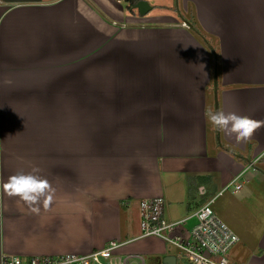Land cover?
<instances>
[{"label":"crops","instance_id":"obj_1","mask_svg":"<svg viewBox=\"0 0 264 264\" xmlns=\"http://www.w3.org/2000/svg\"><path fill=\"white\" fill-rule=\"evenodd\" d=\"M126 7L0 0V264L111 240L149 264H183L175 246L142 237V201L164 197L167 218L185 219L237 177L217 213L241 239L231 260L264 264V126L238 143L207 115L264 121V0ZM33 169L55 190L39 214L3 189Z\"/></svg>","mask_w":264,"mask_h":264},{"label":"built area","instance_id":"obj_2","mask_svg":"<svg viewBox=\"0 0 264 264\" xmlns=\"http://www.w3.org/2000/svg\"><path fill=\"white\" fill-rule=\"evenodd\" d=\"M253 166V165H252ZM250 166V168H252ZM1 167V166H0ZM237 177L211 197L208 202L185 219L171 220L166 216L164 197L145 199L141 203V229L143 238H158L175 246L177 259L183 264H233L231 254L241 239L239 235L214 211L212 205L226 192L241 189ZM1 184V175H0ZM1 190V189H0ZM195 219L192 229L187 221ZM124 243L111 240L104 248L85 254L39 255L29 258L6 255L2 264H149L150 258L121 252ZM151 260V259H150ZM149 261V262H148Z\"/></svg>","mask_w":264,"mask_h":264},{"label":"clouds","instance_id":"obj_3","mask_svg":"<svg viewBox=\"0 0 264 264\" xmlns=\"http://www.w3.org/2000/svg\"><path fill=\"white\" fill-rule=\"evenodd\" d=\"M210 123L220 132L234 137L238 143L246 142L264 126V121L253 119L235 111L216 110L209 112ZM39 169L31 172L18 171L8 177L3 184L4 192L9 197H17L24 202L33 213L39 214L40 205L47 210L53 203L55 190L47 178L39 175Z\"/></svg>","mask_w":264,"mask_h":264},{"label":"trees","instance_id":"obj_4","mask_svg":"<svg viewBox=\"0 0 264 264\" xmlns=\"http://www.w3.org/2000/svg\"><path fill=\"white\" fill-rule=\"evenodd\" d=\"M125 3L127 4V7L126 9L130 12V13H133V8H135L139 1L141 0H124ZM191 23V27L192 29L203 39L205 40V42L207 43L208 40H207V37L204 35V33L202 32V30L200 29V27L197 25V23L195 21H190ZM230 152H232L235 156L239 157L240 154L235 152V151H231V150H228Z\"/></svg>","mask_w":264,"mask_h":264},{"label":"rangeland","instance_id":"obj_5","mask_svg":"<svg viewBox=\"0 0 264 264\" xmlns=\"http://www.w3.org/2000/svg\"><path fill=\"white\" fill-rule=\"evenodd\" d=\"M191 14H189L188 16L190 17ZM229 193H225L222 197L218 198L216 200V202L212 205V208L214 209V211L216 213H218V211L221 209V206L224 204V200L229 198ZM142 221V220H141ZM194 225V223H192Z\"/></svg>","mask_w":264,"mask_h":264},{"label":"water","instance_id":"obj_6","mask_svg":"<svg viewBox=\"0 0 264 264\" xmlns=\"http://www.w3.org/2000/svg\"><path fill=\"white\" fill-rule=\"evenodd\" d=\"M141 5H142V7H143V9H144V11H145V9L147 8L146 5H145L143 2L141 3ZM173 259H174L173 257H172V258H171V257L166 258L165 263H166V264H170L171 261H172V262L174 261Z\"/></svg>","mask_w":264,"mask_h":264}]
</instances>
